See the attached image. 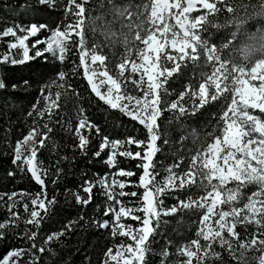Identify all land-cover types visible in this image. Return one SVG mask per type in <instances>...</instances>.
<instances>
[{"label":"snow or ice","instance_id":"obj_1","mask_svg":"<svg viewBox=\"0 0 264 264\" xmlns=\"http://www.w3.org/2000/svg\"><path fill=\"white\" fill-rule=\"evenodd\" d=\"M226 0H141L135 4L132 0H68L64 7V18L59 21L55 28L49 24H39L34 20L29 25H17L19 30L7 28L2 35L15 37V41L9 44L12 50H18L13 55H5L0 63L5 67L0 68V73L7 76V65H23L21 72L33 69L27 62L43 58L46 62L51 58L64 64L73 47L79 54V65L77 68L84 69V78L87 80L98 101L102 102L110 110H118L122 115L137 122L146 131V139L138 136H128L122 140L105 139L101 144V150L108 144L113 149L120 145L119 152L113 151L108 155L106 163L110 167H116L120 163V157L136 159V167L142 169L139 175V184L134 185L143 189L142 195L136 191L126 192V184L118 180L112 181V186H118L119 191H113L108 187L107 198L111 203L108 205L105 215L112 213L114 219L111 223L112 235L127 237L133 243L125 245L123 241L116 246V254L112 249L106 254L116 264H147V256L152 253V240L161 224L169 221L162 217L176 214L182 210H204L199 220V229L196 232L197 239L183 245L177 250V254L187 257L184 261L176 264H225L221 252L216 250V245L230 253L233 259L243 260L244 251L256 248L262 254L258 257V264H264V118L253 114L249 109L258 110L264 114V62L257 63L250 68H236L226 62H221L213 54L215 49L205 50L197 44L196 32L203 24L206 15L192 17L191 13L199 11L196 5L200 4L207 10L208 15L222 10L218 6ZM55 0H39V5L53 6ZM91 5V7H89ZM172 9L176 11L173 12ZM226 11L238 16L239 10L232 6ZM33 17L42 15L38 10H32ZM247 15V14H246ZM170 21H175L171 23ZM63 26V27H62ZM179 31H176V29ZM127 29V31H125ZM43 31L50 33L45 39H37L30 42L31 37H37ZM89 34L92 41H89ZM158 34V35H157ZM103 37V41L97 39ZM44 44V48L37 45ZM123 46L119 62L116 64L115 74L108 67V58L103 52L107 46L112 56H117L116 48ZM171 47L177 55L169 54ZM34 50V54L30 52ZM190 50V51H189ZM202 50V52H201ZM48 54V55H46ZM19 55V59L15 58ZM203 56L204 64L213 70L210 74H203L204 82L199 84L198 90L188 89L180 93L173 101L170 97L174 94L169 91L167 85L174 75L182 74V68L186 67L187 60L198 64ZM181 62H185L182 64ZM172 67H169V64ZM218 65V66H217ZM58 87L65 88L68 84L67 73L58 71ZM138 76V79L136 78ZM44 70L36 71L38 83H43ZM259 81V84L253 81ZM29 86L31 79L23 81ZM129 85L134 86L131 91ZM6 81L0 78V90L6 88ZM13 89L18 87L12 85ZM45 87L41 89L42 99L45 102L43 110L33 106L38 116L43 118L46 112L57 107V101L51 100L49 95H44ZM214 89V91L212 90ZM74 91V90H73ZM231 94V101L227 110L223 111L220 123L212 132L206 136L192 128L187 131L188 126L180 123L179 130L182 132L181 144L188 137L192 138L193 145H198L196 154L191 157V162L185 170L184 157L178 156L170 167L164 169L166 176L157 180L155 157L162 152L159 141L163 137L170 136L169 132H161L159 120L165 112L170 113L169 123L180 122L189 116H195L211 102H219L221 97L225 101ZM65 94L67 90L65 89ZM40 101L38 100L37 103ZM218 107H223L217 103ZM29 112V116H32ZM78 126L75 129L79 138V147L86 151L89 140L81 134V129L96 128L83 109L78 110ZM50 133L52 129L47 123L44 125ZM133 131H137L134 127ZM187 132V135H183ZM219 132V135H217ZM42 134L38 128H33L22 141H18L14 149L13 164L21 171L30 173L32 179L41 186V192L46 197L45 179L47 172L38 159L37 144L44 146V138L37 139ZM208 137H212L209 141ZM169 144V139H164ZM125 145H136L137 151L125 147ZM191 151V150H189ZM97 156L100 152L96 153ZM13 175V173H9ZM119 177H132V170H119ZM106 184V181H101ZM255 186V191L248 194L247 189ZM195 187L203 195L195 198L189 195L186 200L171 207L165 206L164 197L182 191H191ZM89 193L87 198L76 196L78 204L87 205L91 199V184L84 188ZM22 196L27 195L22 193ZM136 197L132 206H127L120 198ZM12 200V195H9ZM54 201L45 203L37 194L31 198L30 219L27 224L39 227L43 216L41 211L36 210L38 205L45 214L48 205ZM119 205L117 209L115 206ZM16 206L13 202L9 210ZM28 211V204L24 205ZM138 213H142L139 215ZM14 218L16 214H12ZM213 217L215 220L213 221ZM83 217H81L82 219ZM132 219L139 222V227H134L123 222L124 219ZM243 226L245 234L250 239L242 238L236 231L237 226ZM7 226L0 223V229ZM110 222L105 220L98 227L108 228ZM249 226L255 228V232H249ZM69 230L71 226L69 225ZM65 233L49 235L47 244ZM226 234V235H225ZM259 237V238H258ZM36 233L28 235V239L35 244ZM201 239L205 242L201 244ZM233 241L238 244L239 249L244 250L237 256ZM170 243V242H169ZM115 246V245H114ZM41 252L44 248L39 249ZM26 250L10 251L2 261V264H12L11 258H19ZM160 255L166 260L167 251L163 250ZM119 258V259H118ZM162 260V264H164ZM33 264L35 262L33 261ZM105 264L108 261L105 260Z\"/></svg>","mask_w":264,"mask_h":264},{"label":"trees","instance_id":"obj_2","mask_svg":"<svg viewBox=\"0 0 264 264\" xmlns=\"http://www.w3.org/2000/svg\"><path fill=\"white\" fill-rule=\"evenodd\" d=\"M68 0H55L53 6L39 5V0H0V61L5 55H13L18 50L9 48V44L16 42L15 37L9 35L4 37L2 33L9 27L17 31V25H29L33 20L39 24H49L55 28L57 23L64 18V7ZM133 3L139 4L141 0H132ZM215 2V0H211ZM222 10L208 15L207 10H201L199 15H206L203 24L198 28L197 44L203 46L205 50L215 49L214 55L221 62L230 64L228 56L234 47L230 37H236L242 32L258 35L264 32V17L245 20L243 24L238 22V18L226 11L227 7L232 6L239 10L238 15L244 16L252 10V7L260 8L264 6L260 0H226L222 4ZM91 7V5H89ZM32 10H38L42 15L33 17ZM63 27V26H62ZM127 31V29H125ZM49 32L43 31L37 37H31L30 42L34 43L37 39H45ZM89 41L92 36L89 34ZM103 41V37H97ZM44 48V44L37 45ZM169 54L177 55L170 47L167 48ZM190 51V50H189ZM103 52L108 58V67L112 74H115L116 64L119 62L120 54L123 53V46L116 48L117 56L113 57L110 49L105 46ZM202 52V50H201ZM34 54V50L30 55ZM48 55V54H46ZM19 59V55H15ZM46 62L43 58H37L35 61L27 62L31 65L33 71H23V65H7V76L0 73V78L6 81V88L0 90V223L7 226L0 229V263L3 258L13 250H26L18 259L11 258L12 264H116L106 254L112 249L115 255L117 247L121 241L127 244L133 243L127 237L112 235L111 223L114 219L112 213L105 215V211L111 201L107 198V189L112 186V181L118 180L126 184V192L136 191L142 195L143 189L134 185L139 184V175L142 169L137 168L136 159L120 157L117 155L120 163L116 167H110L106 161L108 155L113 151L119 152L120 145L117 144L113 149L108 144L101 150V144L105 139L122 140L128 136H138L140 139H146L147 133L137 122L132 121L129 117L122 115L118 110H110L97 97L92 94L87 80L84 78V69L77 68L79 65V54L73 47L72 54L68 60L61 64L58 60L50 57ZM184 64L185 62H181ZM233 67L247 69V64H231ZM172 67L170 63L168 65ZM218 66V65H217ZM5 67L0 63V68ZM43 69V83H38L36 71ZM213 69L204 64L203 56L198 64L187 60L186 67L182 68V74L174 75L167 87L174 94L170 97L175 101L181 92L190 88L198 90L199 84L204 82L203 74H210ZM58 71L67 73L68 84L65 88L58 87ZM138 79V77H136ZM31 79L29 86H25L23 81ZM18 87L13 89L12 85ZM44 95L50 96L51 100L57 101V107L45 113L41 118L33 110L35 105L37 109L43 110L44 101L41 95V89L45 87ZM134 86L129 85V90ZM65 89L68 94H65ZM74 90V91H73ZM214 91V89H212ZM225 101L223 96L219 102H211L195 116L184 118L180 122L173 121L169 123L170 113L165 112L159 120L161 132H169L170 136L163 137L158 142L162 152L155 157L156 171L158 172L157 180H162L166 176L164 169L170 167L178 156L184 157L183 167L186 170L191 162V157L196 154L198 145H193L192 138L188 137L181 144L182 132L179 130L180 123L188 126L187 131L195 128L202 136L212 132L218 123L222 127L220 117L223 111L227 110V105L231 101V94ZM38 100L40 101L39 103ZM217 103L223 107H218ZM83 109L88 119L98 126L96 128L81 129V134L89 140L87 150L84 151L79 147V138L76 136L75 129L78 126V110ZM32 112V116H29ZM258 113L259 111H254ZM262 115V113H259ZM45 123L52 129L49 133L44 127ZM137 131H133V128ZM38 128L42 134L37 139L44 138L46 134L45 145L37 144L38 159L42 162L43 169L47 172L44 176L46 197L41 192V186L38 185L31 177L30 173L21 172L13 164L14 149L18 141H22L25 136L33 129ZM183 135H187L184 132ZM219 135V132H217ZM169 139L170 143L165 144L164 139ZM209 141L212 137H208ZM134 152L140 150L136 145H125ZM191 150V151H189ZM100 152L97 156L96 153ZM132 170L135 175L132 177H119V170ZM13 173V175H9ZM101 181H106L102 185ZM91 184L92 199L87 205L78 204L76 196L87 198L89 193L84 192V188ZM255 186L247 189L248 194L255 191ZM113 191L118 192V186L113 187ZM22 193L27 195L22 196ZM40 194V198L48 204V201L54 203L48 205V211L45 214L40 210L38 205L36 210L41 211L43 220L37 228L33 224H27L30 219V211L34 207L31 205V198ZM9 195L13 199L9 200ZM189 195L198 198L203 195L195 187L191 191H182L172 193L166 197L165 206L171 207L179 203V200H186ZM179 197V200L177 199ZM127 206H132L136 202V197L120 198ZM16 202V206L9 210V206ZM28 204V211H25L24 205ZM117 209L119 205L115 206ZM204 210H182L176 214L164 216L163 220L169 221L168 224H161L152 240V253L147 256V264H162L164 258L160 253L166 249L167 257L164 264H176L177 261H184L187 257L177 254V250L183 245L197 239L196 232L200 225L199 220ZM13 213L16 217H13ZM142 215V213H138ZM81 217H83L81 219ZM105 220L110 222L108 228L98 227L99 223ZM124 223L134 227H139V222L130 218L124 219ZM69 225L71 230H69ZM236 231L241 234L242 238L250 239L245 234L243 226H237ZM249 232H255L253 226H249ZM36 233L35 244L28 239V235ZM65 233L57 239L48 242L45 241L49 235ZM226 235V234H225ZM259 238V237H258ZM170 242V243H169ZM201 244L205 243L201 239ZM237 256L244 250L239 249L238 244L233 241ZM115 245V246H114ZM216 250L221 252L225 264H258V257L262 254L256 248L244 251L243 260L233 259L230 253L224 249L215 246ZM44 248L41 252L39 249ZM119 259V258H118ZM123 264V261H121ZM135 264V262H134ZM195 264V261H193ZM214 264H219L215 261Z\"/></svg>","mask_w":264,"mask_h":264},{"label":"clouds","instance_id":"obj_3","mask_svg":"<svg viewBox=\"0 0 264 264\" xmlns=\"http://www.w3.org/2000/svg\"><path fill=\"white\" fill-rule=\"evenodd\" d=\"M264 5V0H260ZM238 22L243 24L245 20L264 17V6L260 8L252 7V10L244 16H236ZM234 47L231 49L228 59L231 64H247L250 67L257 63L264 62V32L258 35L243 32L236 37H230ZM239 69V67H236Z\"/></svg>","mask_w":264,"mask_h":264},{"label":"rangeland","instance_id":"obj_4","mask_svg":"<svg viewBox=\"0 0 264 264\" xmlns=\"http://www.w3.org/2000/svg\"><path fill=\"white\" fill-rule=\"evenodd\" d=\"M169 2H172V0H169ZM210 2H211V0H210ZM196 7H197V9H199V11H201V10H205V9L202 8V6H201L200 4H197ZM172 11L175 12L176 10H175V9H172ZM199 11H195V12L191 13V16H192V17L198 16ZM170 22L173 23V24L175 23V21H170ZM176 31H179V29L177 28ZM157 35H158V34H157ZM169 47H170V46H169ZM170 48H171V47H170ZM137 77H138V76H137ZM253 83H255V84H259V81H258V80H257V81H253ZM249 111H250V112H253V114L260 115L262 118H264V114L261 115V114H259V112H258V113H255L254 110H252V109H249ZM255 111H258V110H255ZM214 220H215V217H213V221H214ZM0 264H2V262H1Z\"/></svg>","mask_w":264,"mask_h":264}]
</instances>
